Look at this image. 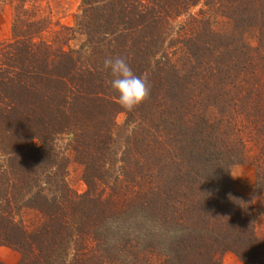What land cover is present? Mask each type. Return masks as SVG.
Masks as SVG:
<instances>
[{
    "label": "trees",
    "instance_id": "1",
    "mask_svg": "<svg viewBox=\"0 0 264 264\" xmlns=\"http://www.w3.org/2000/svg\"><path fill=\"white\" fill-rule=\"evenodd\" d=\"M7 1L0 245L20 253L17 264H115L96 228L141 207L187 234L168 255L153 245L135 251V264H222L227 251L264 264L251 198L230 178L233 165L248 162L254 192L264 191V0H81L75 24L51 39L31 0ZM208 10L228 21L225 32L212 30ZM249 28L254 45L244 38ZM108 55L125 56L149 83L132 111L109 87ZM63 134L85 170L81 194L64 179ZM27 207L38 215L31 229L15 218Z\"/></svg>",
    "mask_w": 264,
    "mask_h": 264
},
{
    "label": "rangeland",
    "instance_id": "2",
    "mask_svg": "<svg viewBox=\"0 0 264 264\" xmlns=\"http://www.w3.org/2000/svg\"><path fill=\"white\" fill-rule=\"evenodd\" d=\"M81 0H31L34 7H30L33 12L47 17L50 21L47 28L42 31V35L47 39H51L53 31L57 30L60 25L73 26L75 24V17L79 11ZM28 3V4H29ZM201 4H198L190 9V12L196 13ZM207 16L211 18L212 30L218 32H225L228 29V21L220 15H214L212 11H206ZM13 18V4L7 0L0 1V42L8 40L11 36V24ZM184 17L177 19L176 23H182ZM244 38L247 42L254 45L255 29L249 28ZM126 115L123 111H118L115 114L114 121L118 126L115 130L121 133V126L125 123ZM70 134H63L60 136L59 149L68 159L67 166L64 173L65 182L70 191L81 194L87 185L85 183V170L83 165L75 159L74 154L69 147ZM120 157V154L117 155ZM95 170L94 173H97ZM101 171V170H100ZM230 178L233 187L237 192L251 198L253 207V224L255 234L264 239V191L254 192V167L248 163H239L233 165L230 170ZM38 215L33 208H21L19 214L15 216L16 219H21V222L27 229H31L32 223L36 221ZM20 260V253L13 247L7 245H0V261L5 264H17ZM222 264H243L238 257L227 251L221 255Z\"/></svg>",
    "mask_w": 264,
    "mask_h": 264
},
{
    "label": "clouds",
    "instance_id": "3",
    "mask_svg": "<svg viewBox=\"0 0 264 264\" xmlns=\"http://www.w3.org/2000/svg\"><path fill=\"white\" fill-rule=\"evenodd\" d=\"M102 68L109 75V87L123 109L132 111L147 99L150 93L147 79L133 71L125 56H105ZM96 231L115 264H135V251L149 245L168 255L175 241L187 234L183 226L170 223L142 207L123 215L106 216ZM129 242L134 244V249L126 246Z\"/></svg>",
    "mask_w": 264,
    "mask_h": 264
}]
</instances>
